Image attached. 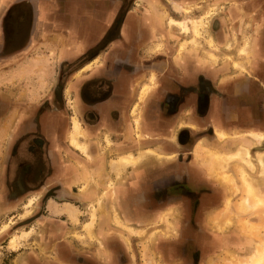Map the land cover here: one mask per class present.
Segmentation results:
<instances>
[{
  "label": "crops",
  "instance_id": "crops-1",
  "mask_svg": "<svg viewBox=\"0 0 264 264\" xmlns=\"http://www.w3.org/2000/svg\"><path fill=\"white\" fill-rule=\"evenodd\" d=\"M172 2L178 6L191 5L195 11L191 17H177V20L198 18L200 11L219 12L217 17L211 13L206 34L197 39L198 47L187 45L179 53L178 46L180 48L183 42H189L191 34H184L177 28L167 31L165 19L162 26L158 25V20L163 18H157L162 11L154 5L157 3L134 0L131 7L125 8L127 13L123 15L117 37L95 60L89 62L85 54L96 47L112 26L123 0H0V207L3 203L7 205L9 180L16 176L12 172L9 174V148L17 138L39 131L49 146L44 155L49 168L45 185L56 187L57 195L62 197L58 201L48 198L45 201L48 211L51 203L61 208L66 203L84 205L102 202L108 204L105 207L102 205L99 211L102 219L113 218V211L109 208V204H113L118 218L127 220L131 230L140 232L152 225H162V228H153L154 232L145 239L146 245H152L148 258L155 264H216L224 262L226 252H234L237 256L249 253L251 239L248 233L238 228L236 218H233L232 225L225 226V232L220 231L229 217L223 212V203L228 197L222 191L223 181L232 183L233 178L223 174L220 175L223 181L215 179L204 158L206 150L218 149L230 155L241 146L239 144L249 147L256 178L252 182L239 166L236 167V175L244 188L238 174V169L243 170L250 183L264 193V176L258 175L262 169L257 162L258 155L262 156L264 162V133L257 128L260 127L255 118L258 117L257 109L250 111V117L258 124L250 121L251 125L236 126L233 120L236 117L217 119L215 116L211 122H201L194 116L187 119L188 112L168 116L163 115V109L156 107L155 102L142 103L143 118L139 119L138 128L145 134L144 140L137 138L136 116L131 117V113L126 112L134 109L137 106L135 102H138H133L130 84L145 73L141 68L145 63L143 61L154 58L155 53L158 59L154 60L153 65L156 70L165 71L170 66L168 69L175 70L180 82L193 81L199 75L211 77L216 82L220 74V77L235 74L229 50L233 42H242L243 37L249 35L247 39L251 43V55L241 57L239 63L246 72H253L264 79V7L258 0L245 3L241 0ZM159 3L167 12L181 14L168 1V4L163 0H159ZM210 42L217 46L216 50L210 47ZM227 44H230L229 50ZM160 52L163 53L161 57L157 55ZM210 54L215 57L213 62ZM234 54L239 55L238 49ZM118 57L129 63L135 59V69L125 66L116 69L113 65ZM135 76L137 78L132 79ZM228 89L231 88L217 87L216 90L221 95L222 91L228 92ZM94 100L99 102H92ZM221 108L224 110L222 103ZM71 119L78 120L81 125L85 137L78 140L86 145V152L91 156L89 158L68 142L72 131ZM66 123L68 126L65 129ZM188 123L195 124L197 128H190L186 125ZM205 126L210 128L211 133L200 136L198 132ZM242 126L243 130L238 129ZM182 130L190 133L191 141H183L180 136ZM217 131L224 133L225 137L219 139ZM253 133L263 134L262 140L255 141L251 137ZM107 138L110 147L103 143ZM21 157L27 169L35 166L34 156L25 154ZM129 157L135 162H121ZM233 163L240 162L230 161L224 169ZM182 172L186 173L184 180L180 176ZM176 176H180V183L185 184L195 197H180L167 202L169 207L166 208L171 211L174 226L170 236L161 223L166 209L156 211L143 204L156 202L150 196L152 188L176 186ZM226 176H230L229 180ZM110 182L114 192L105 198L102 193ZM82 186L88 189L81 192L79 189ZM231 198L235 204V197L231 195ZM196 204L198 207L193 213L190 207ZM60 216L65 215L51 214V223H54L52 218ZM159 218L160 222L157 221ZM253 219L251 222L256 223L264 220L263 217ZM75 224L65 226L64 233L70 236L76 230L82 233L83 227L74 229ZM112 235L111 239L101 235L104 243L101 256L91 255L87 261L93 260L96 264H125V261L126 264H141L140 246L144 238L131 236L127 248L119 234ZM110 241L113 245H110ZM115 241L117 244H114ZM68 248L79 251L75 249L73 241L65 247ZM103 251H107V254ZM195 252L198 259L193 261Z\"/></svg>",
  "mask_w": 264,
  "mask_h": 264
},
{
  "label": "rangeland",
  "instance_id": "rangeland-1",
  "mask_svg": "<svg viewBox=\"0 0 264 264\" xmlns=\"http://www.w3.org/2000/svg\"><path fill=\"white\" fill-rule=\"evenodd\" d=\"M241 1L245 3L246 1H250V0H241ZM258 1H259L258 3H261L264 7V0H258ZM168 2L172 4L174 10L181 13L182 17H187V16L191 17V15H189L191 13V5L178 6L175 3H173L172 0H168ZM150 3H153V4L157 3L154 5L159 6L162 9V13L157 18L158 19L163 18V19L158 20L159 21L158 25L162 26L164 23V19H165L167 21V26H166L167 31H170L171 28H177L184 34H191L192 38L190 39V41L183 42L180 45L179 53L184 51L187 45H190L192 47H198L197 39L203 37V34H206L205 30H207V26L209 25V20L212 17L211 13H213L212 15L216 14L215 15L216 17H217V14L219 13L216 10L214 11L212 10V12H209L210 10L205 11V12L200 11L199 15L201 16H199L198 18H192V19L186 18L183 20H177L171 16H168L167 14L168 12L165 10L163 6L160 5L159 0H150ZM221 9L223 10V8ZM197 14L198 12L196 11V15ZM171 20L184 24L188 28V31L185 32L180 26L178 27L177 24L171 23ZM195 25L197 26L198 31H199V34L197 36L192 30ZM248 36L247 38H249ZM247 38L243 37L242 42L240 41L233 42L232 48H230V44L226 45L227 49L229 50L230 48L229 51L232 53L231 60L234 61L233 63L234 67L242 68L243 71H245V68L243 65L241 66V64L239 63L241 61L239 59L241 57L246 58L247 56L251 55V52H250L251 43L248 41L249 39ZM210 47L216 50L217 46L215 47L213 42H210ZM156 48L158 49L159 45H157ZM237 49L239 51V55L234 54ZM210 59L213 62L215 60V57L210 54ZM235 70L236 69H234L233 71L235 73L239 71V70L237 71ZM150 83L152 82L150 81ZM145 85H148V84H145ZM142 87H145V86H142ZM153 89L154 88L149 89V91L146 93V95L142 99H140V93L138 94V102L136 103L137 106L133 109V111L135 109L137 110V112L141 111L140 104H142L145 101V98L149 95V93ZM132 115L134 114L132 113ZM140 115H141V112H140ZM139 132H140V129L138 128L137 137L140 134ZM235 133L239 134V132H235ZM253 134H257V133H253ZM139 137H138V140H139ZM109 144L110 142L108 143V145ZM239 145L241 146H238V148L234 150V152L239 151V149L241 151V148L245 147L249 150V153H250L249 147L243 146L242 144H239ZM245 148H243L242 150H245ZM210 151L212 150L205 151L206 155L204 159L207 162L206 164L209 166V171L212 173L215 179L223 181V179H220V175H223V174H229L233 178L232 183H227L223 181L224 185L222 186V191H224V195L228 194V197L225 199L223 203V212L228 214L229 217L225 219L226 221L224 223V226L220 228V231L225 232L224 231L226 228L225 226L232 225L233 218H236L237 219L236 225L238 226V228L245 234L248 233L249 234L248 236L254 242L252 243V241L250 240L248 245L250 246L251 250L249 251L247 255L237 256L234 252L229 251L225 253L224 262H216V264H237V263L248 264V260L251 256H254L255 254H258L264 250V220L261 221L260 219L257 221V223L251 222V218H254V219H259L260 217L264 218V209L257 208L247 213H243L238 210V205L241 199L243 198V196L245 195V189L241 185L236 175V167L238 166L242 167L243 170L250 177L252 182H254L253 178H256V171H255L256 168L254 169V171H250L244 165V163L241 162L240 160H237V161L240 162L241 164L233 163V164L228 165L226 169L221 168V166H219L221 165L220 164L221 159H224L225 157H230L234 153L231 152L232 154H230L228 152V154L230 155H226L224 154V152H220L218 149H214L211 153L208 154V152ZM213 155H217L219 157L218 163H216L214 161V158H212ZM168 158H173V157L170 156ZM211 160H213L214 164L212 163ZM234 160L235 159H230L229 161H227V163L230 161H234ZM249 160L252 163L251 155H250ZM134 162L135 160L133 159L131 163H134ZM258 175L261 177L264 176V174L261 175V172H259ZM226 179L229 180V178H226ZM257 189L260 191L259 193L264 195V193L262 192L261 189H259L258 186L256 190ZM79 190H81V192H84L86 190V187L83 186ZM113 192H114V187L112 183L110 182L109 186L104 188V191L102 194L105 196V198H107V195H110ZM18 193H15L14 191H9V193L7 194L8 195L7 205L3 203L2 207H0V264H66V261H69V258L66 256L63 248L68 246V244H70L72 241L75 245V249H78L81 256H84V258L88 259L90 258L91 255L94 257L95 255L96 257H100L102 254L101 248L104 247L103 245L104 243H102V240H101V235L103 234V236H105L106 238L111 239L113 238L112 234L114 233H116L117 235L119 234L118 236L121 238V240L124 242L127 248L129 244L128 241L131 236H136L137 238H144L142 247L140 246V249H141L140 254H141V259H142L141 264H155L152 259L148 258L150 255L149 250L152 248V245L151 244L146 245L145 242L147 241H145V239L147 240L150 234L154 232L153 228H157V227L162 228L160 227L162 225H159V224L158 226L152 225L151 228L149 227L145 231L141 230L140 232L131 230L129 229L130 224L127 220H120L118 218V213L114 212L113 204H109V208L111 209V211H113V218L102 219L100 217L101 214L99 211L102 210V205L104 207L108 206V204L105 205V204H102V202L97 203V204L88 203L84 205L79 204V203H75V204L66 203L63 206H61V208L59 209H62V207L65 208L66 205H70L73 208L75 207V209L79 212L78 223L77 224L73 222L70 223L69 221L70 219L67 217L69 219L68 220L65 217L66 216L65 214H62L65 216L52 218L54 219V223H51V218L49 216L52 213L47 210V202H45V199L41 197L42 194L37 192V193H33L27 196L23 194V197H20L21 195L19 194L21 192L19 194ZM16 195L19 196L20 199L16 197ZM231 195L235 197V204L232 203ZM2 199L3 201H5L4 198ZM58 203L63 204L62 202H58ZM143 205H146V207H150L151 209L156 210V211L166 209V212L163 213L162 215L161 223L163 224L165 231L168 234H170V232L173 234L172 231L174 229V226L172 224V219L170 218V216H172L171 211L169 210V208L168 209L166 208V207H169V204L153 202L151 204L146 203ZM231 206H233L232 207L233 210ZM92 214H94V223L91 229V233L88 234L84 230V225L85 223L90 222ZM157 221L160 222V218ZM244 222L248 223V225H244ZM82 223L84 224L82 225ZM73 224L76 225L74 229L77 227L78 228L83 227L82 233L76 230L72 236H70L69 234H65L64 233L65 226L70 227ZM245 226H250L252 228H249V227L247 228ZM149 231H152V232H149ZM29 232L30 234L28 235ZM146 232H149V234L145 235ZM25 234H27L28 236L27 235L25 236ZM12 239L14 240L13 247H11V243H10ZM116 242L117 241H115L114 244H117ZM110 245H113L112 241H110ZM57 252L61 256H59ZM147 252L148 254H146ZM104 253L107 254V251H105ZM90 263L95 264L94 261ZM126 263L127 262L125 261V264ZM260 264H264V262Z\"/></svg>",
  "mask_w": 264,
  "mask_h": 264
},
{
  "label": "flooded vegetation",
  "instance_id": "flooded-vegetation-1",
  "mask_svg": "<svg viewBox=\"0 0 264 264\" xmlns=\"http://www.w3.org/2000/svg\"><path fill=\"white\" fill-rule=\"evenodd\" d=\"M167 1L168 0H163V2L168 4ZM133 2L134 0H127V1L123 0L122 7L117 17L115 18L114 23L106 31L105 35L102 37L101 41L96 45V47L85 54L86 60H89V62H92L93 60H95V58L102 51H105L106 47L112 42V40L117 37L118 32H119L118 29L121 24L123 15L127 13L125 8L131 7V4ZM192 9L193 8H191V13L189 14L191 16L193 15V12H195ZM167 14L168 16H171L173 18L182 17L181 14L177 15L176 13H173V12H168ZM165 23H167L166 20H165ZM178 49H179V46H178ZM154 53L155 52H153V54ZM161 54L163 53L160 52L157 55L161 57ZM175 54H177V51L175 52ZM153 56L154 58L152 57L145 58V60L143 61L145 62L143 65L144 67L143 66L141 67L144 70L143 72L145 73L140 74L138 76V78L140 79L130 84V94H131V97L133 98V102L138 100V94L141 92L140 90L142 86L144 84H150V77H152V75H155L156 87L149 93V95L145 98V101L143 103L148 104L149 102H155L156 107L160 106L163 109V112H164L163 115L175 116V114L177 115L178 112L179 113L188 112L186 115L187 119H192V117L194 116L196 119H199L201 122H204V121L211 122V120L213 119V117L215 118V116L217 119H220V117L221 118L236 117L233 119L234 122L236 123L235 124L236 126L237 124L251 125L249 122L252 121L254 125L259 123L258 125L260 127H257L259 129L258 131L264 133V120H263L264 97H262L264 96V84H262V82L264 83V79L263 78L261 79L262 76L259 77V75L254 74L253 72L243 71L242 68H238V67L235 68L233 65L232 71H234V69H236L235 71L237 70L239 71L235 74H231L232 76L224 74L222 75V77H220L221 76L220 74V76L216 79V82H213L212 81L213 79L211 77H206L204 75H199L193 81L180 82L179 80H177L175 70L168 69L170 68V66H167V69L165 71H163V69H160V72L157 71L156 70L157 68L153 64H154V60L158 58L156 56V53ZM160 59L163 60V58H160ZM131 61H133V63L132 62L129 63L130 61H127V60H121V58L118 57L114 60L113 66L116 67V69L125 66V67H129L130 69L133 68L134 70L136 60L133 59ZM149 64H152V65L149 66ZM151 70L153 72H151ZM234 76H237V77H234ZM161 77H163V79ZM135 78H137V76L133 77L132 79H135ZM249 86H250V89H249ZM217 87H224V88L226 87V88H231V89H228V92H225V90L222 91V94L220 95V92L216 90ZM237 90H238V93H237ZM57 93H58V90L56 91V94ZM234 93H237V94L235 96H230V94H234ZM96 101L99 102L98 100H94L92 102H96ZM221 103L223 104L224 110L222 108L220 109ZM234 104H237L235 108L232 107ZM135 105H136V102H135ZM211 107L213 109V112L211 111L210 113ZM140 108H141V111L137 112L136 109L133 111V108H131L132 110L128 109L126 113H129V114L131 113L130 114L131 117L136 116L135 117L136 119L139 117V119L142 120L143 111H142V107ZM252 109H257L256 115L258 117H255V118L257 119L258 123H255L253 121L252 116L250 117V111ZM233 110L236 111V114H234ZM140 112H141V115H140ZM229 112L232 114L229 115ZM132 113L134 115H132ZM138 113H139V116H138ZM87 114L91 115L89 113ZM71 122L73 126L72 119H71ZM261 124L263 125V127L261 126ZM67 126L68 124L66 123L65 129L67 128ZM187 126H189L192 129L197 128V126L193 123H188ZM243 128L244 127L242 126L241 128H238V129L243 130ZM221 131L224 132L223 130ZM72 132L73 130L69 133V140H68L69 144H70V135ZM139 133H140L138 135V137L140 136L139 140H144L146 138L145 134L141 132ZM198 133L201 136V135H204V133L205 134L211 133V130L210 128L208 129L205 126V128L199 131ZM180 136L183 138V141L192 140L191 139L192 136L190 135V133H188L187 130H182L180 132ZM79 138L81 137H78V139ZM78 139H77V142L79 144H83L79 142ZM180 140L182 141L181 138ZM109 142H110L109 138H107L106 142L103 141L104 145L108 144ZM71 147L74 148L73 146ZM108 147H110V145H108ZM48 150H49V146H48L47 139L43 137V135L39 131L23 135L16 139V141L9 148V154H10L9 157L11 158V161L9 160V163L7 165L9 166V174H11L12 172V175L13 174L16 175L15 178L16 177L17 178L9 180L8 193L9 191H14L15 193L21 192L20 194L19 193L18 194L21 195L20 197H23V194L27 196V195L39 192L40 194H42L41 197H43L45 201H47V199L50 197L57 201L62 198L61 196L57 195L56 187H52V185L51 187H48L45 185L46 183L45 180L47 179L49 175V168L46 165V160H44V155L46 154ZM25 154L29 156H34L35 166H33L32 169L30 167H28L27 169V166L24 163L25 161H22L23 157L21 156ZM89 157L91 156L88 155V158ZM180 176H182L184 180L186 177V173L182 172ZM180 176L175 177V179H177L178 181L176 186H169V187L160 186V187L153 188L152 191L150 192V196H152L156 200V202H160V203H167L173 200H178L180 199V197H189L190 199L194 198L195 196L189 192V188L185 187V184L182 185L180 183ZM169 179L175 182V180H172V178H169ZM85 187L87 190L88 189L87 186ZM17 197L20 199L19 196ZM197 204L195 206L193 205V207H190L193 213L194 211H196L198 207ZM252 243L254 242L252 241ZM63 249H64L66 256L69 258V261H66V264H92L88 262L87 259L84 258V256H81L79 251L71 250L70 248L68 249L63 248ZM197 259H198V253L195 252V254H193V261H196ZM118 263L123 264V262H118Z\"/></svg>",
  "mask_w": 264,
  "mask_h": 264
},
{
  "label": "bare ground",
  "instance_id": "bare-ground-1",
  "mask_svg": "<svg viewBox=\"0 0 264 264\" xmlns=\"http://www.w3.org/2000/svg\"><path fill=\"white\" fill-rule=\"evenodd\" d=\"M171 23L177 24L178 27L180 26L185 32L188 31V28L184 24H181L179 22H175L173 20H171ZM192 30L196 36L199 34V31H198V28L196 25L194 26V28ZM155 80L156 79H155L154 75L152 77H150V81L152 82L151 83L152 85H150V86L146 85L145 87H143L141 89L140 99H142L146 95V93L149 91V89L156 87V81ZM138 116H139V113H138ZM138 121H139V117L137 119L135 118V124H137L136 125L137 128H138V124H139ZM72 127H73L72 128L73 132L70 135L71 146H73L75 149H77L78 151L83 153L86 157H88V155L86 153V146L84 144H79L77 142L78 137L84 136L82 128L80 127L79 123L75 120L73 121ZM262 135L263 134H252L251 136L253 137V139L255 141L260 142L262 139ZM217 136L219 139H223L225 137L224 133H222L221 131H217ZM212 158H214V161L216 163H218L219 157L217 155H213ZM230 159L240 160L250 170L254 169L253 164L249 160L250 154H249V151L247 149H245V150L241 149V151L239 150V151L235 152L230 157H225L224 159H221V163H220L221 165H219V166H221V168H225L227 161H229ZM257 159H258L259 164H260L261 169H262L261 172L264 174V164H263L262 156L258 155ZM132 160L133 159L131 157H129L127 159L121 160V162H125L126 164H129V163H131ZM238 174H239L241 181L243 182L244 189H245V195L243 196V198L241 199V201L238 205V210L240 212L247 213V212H249L253 209H257V208H263L264 209V198L260 195V193L256 190V188L250 183L248 176L241 169H238ZM226 177L230 178L229 176H226ZM48 208L52 214H54V215L65 214L70 219L71 222L77 223V216H78L79 212L75 209V207L73 208L70 205H66L65 208L62 207V209H59L57 207H54V205H52V203H51L48 206ZM93 223H94V214H92L90 222H87L84 225L85 226V232H87L88 234L91 233ZM244 225H248V223L244 222ZM245 227L252 228L250 226H245ZM29 234H30V232L28 233V235ZM26 235L27 234H25V236ZM10 243H11V247H13L14 240L12 239L10 241ZM262 262H264V250L258 254H255L254 256H251L248 260V264H260ZM237 264H241V263H237Z\"/></svg>",
  "mask_w": 264,
  "mask_h": 264
}]
</instances>
